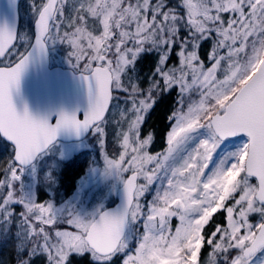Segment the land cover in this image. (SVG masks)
<instances>
[{"label": "snow or ice", "instance_id": "snow-or-ice-1", "mask_svg": "<svg viewBox=\"0 0 264 264\" xmlns=\"http://www.w3.org/2000/svg\"><path fill=\"white\" fill-rule=\"evenodd\" d=\"M29 8L30 32L0 19V243L13 264H264V0ZM57 51L66 68L47 87L60 99L34 109L23 82ZM165 96L152 153L144 125Z\"/></svg>", "mask_w": 264, "mask_h": 264}, {"label": "rangeland", "instance_id": "rangeland-1", "mask_svg": "<svg viewBox=\"0 0 264 264\" xmlns=\"http://www.w3.org/2000/svg\"><path fill=\"white\" fill-rule=\"evenodd\" d=\"M31 3V0H21L19 13H20V24H19V30L23 32H30L32 30V15L29 8V5ZM63 52L57 51L50 54V60L51 64L53 66H62L66 67V65L63 62ZM152 66L154 63V58L151 57L149 61ZM138 72L140 71L137 69ZM150 71V70H149ZM149 71L146 72H139L142 76L148 75ZM173 103V97L172 96H165L161 98V104L165 106L164 109V117H163V123L161 128V134L159 136H156V134H153V132L150 129V118L153 115V112L156 111V107L154 110L150 113L147 123L144 125V132L145 134L151 133L153 136V141L151 145L149 146L150 151L152 153H155L157 151L162 150L164 147V137L166 135L167 129H168V121H167V115L172 107ZM111 151V148L109 149ZM82 170V162L80 160H77L75 163H72L67 166V168L63 169V175H62V182L56 191V197L57 199L61 198H67L71 195L72 187L74 179L78 177L79 172ZM42 195H47V193H43L45 191L48 192L49 195H52V191L48 189H41ZM216 219H219V216H216ZM5 242V241H4ZM0 243V262L1 260V254L4 251V248L8 245V241L6 240L5 243Z\"/></svg>", "mask_w": 264, "mask_h": 264}, {"label": "water", "instance_id": "water-1", "mask_svg": "<svg viewBox=\"0 0 264 264\" xmlns=\"http://www.w3.org/2000/svg\"><path fill=\"white\" fill-rule=\"evenodd\" d=\"M20 1L21 0H15V3H13L12 0H0V19L16 17L18 29ZM64 70L65 68L63 67H51L49 60L46 71L33 72L25 79L22 85V92L32 108L36 109L50 101L60 99L58 94L48 89L47 82L53 74L63 72Z\"/></svg>", "mask_w": 264, "mask_h": 264}, {"label": "trees", "instance_id": "trees-1", "mask_svg": "<svg viewBox=\"0 0 264 264\" xmlns=\"http://www.w3.org/2000/svg\"><path fill=\"white\" fill-rule=\"evenodd\" d=\"M207 49V45L205 46V50ZM151 57L144 58L139 66L138 69L139 72L143 71H149L152 67V64L149 62ZM164 109L165 106L161 104V100L158 101L156 105V111L153 112L152 117L150 118V129L153 132V134H156V136H159L161 133L162 123H163V117H164ZM8 245L4 248V251L1 254V262L0 264H13L14 256L12 254V242L10 240H7ZM6 242V241H5ZM4 242V243H5Z\"/></svg>", "mask_w": 264, "mask_h": 264}]
</instances>
